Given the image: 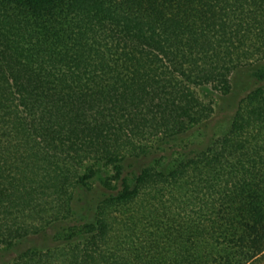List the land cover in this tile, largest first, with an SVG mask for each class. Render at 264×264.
<instances>
[{
  "label": "trees",
  "instance_id": "1",
  "mask_svg": "<svg viewBox=\"0 0 264 264\" xmlns=\"http://www.w3.org/2000/svg\"><path fill=\"white\" fill-rule=\"evenodd\" d=\"M259 63L264 0H0V250L53 230L16 263L263 255L264 87L205 152L126 171L211 117L197 88Z\"/></svg>",
  "mask_w": 264,
  "mask_h": 264
},
{
  "label": "rangeland",
  "instance_id": "2",
  "mask_svg": "<svg viewBox=\"0 0 264 264\" xmlns=\"http://www.w3.org/2000/svg\"><path fill=\"white\" fill-rule=\"evenodd\" d=\"M262 73H264V63L236 70L231 77V91L227 95H222L208 87L197 88L195 91L200 102L206 107L210 106L213 110L211 117L201 126L179 136L174 143L170 144L171 148L169 146L167 149L165 148L166 150H160L146 158L130 161L126 165L127 173H139L144 167L159 158L166 161L176 159L178 156L189 159L205 152L215 140L228 133L242 101L256 89L264 87V74L262 75ZM101 193L100 188H94L92 193L82 198L81 205L92 210L93 204L101 197ZM149 194L151 195V193ZM151 209L153 208L151 207ZM121 213L114 214L120 218L119 214ZM144 225L146 226V222L144 224L140 222L138 224L139 230H143ZM53 236L54 231L48 230L43 235L20 242L12 250L1 249L0 264H17L15 260L30 249L36 248L44 252L53 250L59 246V243L54 241ZM250 264H264V254L254 259Z\"/></svg>",
  "mask_w": 264,
  "mask_h": 264
}]
</instances>
